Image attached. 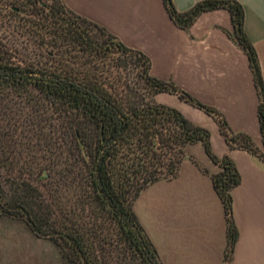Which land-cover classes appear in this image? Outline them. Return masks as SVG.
Returning <instances> with one entry per match:
<instances>
[{
    "label": "trees",
    "instance_id": "trees-1",
    "mask_svg": "<svg viewBox=\"0 0 264 264\" xmlns=\"http://www.w3.org/2000/svg\"><path fill=\"white\" fill-rule=\"evenodd\" d=\"M170 19L189 30L200 14L226 9L232 41L247 55L258 94L262 147L233 131L223 114L172 79L150 73V58L62 0H0V214L48 238L65 264H164L133 210L139 193L178 176L188 144L202 143L218 166L209 174L226 218L221 264H231L238 229L235 162L218 156L208 128L158 102L167 92L212 116L229 149L264 162V80L238 0H200ZM20 97V109L9 96ZM14 114V115H13ZM16 116V117H15ZM49 120L48 130L44 121ZM48 152V164L39 161Z\"/></svg>",
    "mask_w": 264,
    "mask_h": 264
},
{
    "label": "crops",
    "instance_id": "crops-1",
    "mask_svg": "<svg viewBox=\"0 0 264 264\" xmlns=\"http://www.w3.org/2000/svg\"><path fill=\"white\" fill-rule=\"evenodd\" d=\"M74 12L106 27L151 61V75L172 79L205 104L218 109L230 128L249 134L262 147L257 115L258 94L245 52L228 36L226 9L203 12L186 31L169 17L163 0H62ZM200 0H172L186 11ZM244 7L245 31L254 45L264 80V0H238ZM158 102L180 110L193 123L209 129L218 156L228 155L240 173L232 189L233 217L238 229L231 264H264V162L245 150L229 149L215 119L160 92ZM177 177L145 187L133 210L164 264H221L226 246L222 201L209 174L218 166L202 143L188 144Z\"/></svg>",
    "mask_w": 264,
    "mask_h": 264
},
{
    "label": "rangeland",
    "instance_id": "rangeland-1",
    "mask_svg": "<svg viewBox=\"0 0 264 264\" xmlns=\"http://www.w3.org/2000/svg\"><path fill=\"white\" fill-rule=\"evenodd\" d=\"M9 96L18 102L12 109L14 114L19 115L20 97H17L14 91H10ZM44 122L45 130H48L50 121ZM41 152L46 154L39 162L46 167L49 161L48 152L43 149ZM0 264H65V262L58 248L48 238L32 231L25 221L0 214Z\"/></svg>",
    "mask_w": 264,
    "mask_h": 264
}]
</instances>
